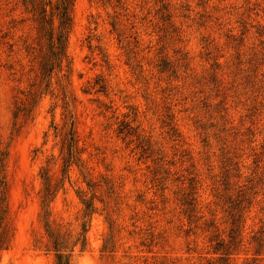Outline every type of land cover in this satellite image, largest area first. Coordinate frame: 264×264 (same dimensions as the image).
Listing matches in <instances>:
<instances>
[{"label": "rangeland", "instance_id": "1", "mask_svg": "<svg viewBox=\"0 0 264 264\" xmlns=\"http://www.w3.org/2000/svg\"><path fill=\"white\" fill-rule=\"evenodd\" d=\"M60 2L0 0V264H264V0Z\"/></svg>", "mask_w": 264, "mask_h": 264}, {"label": "trees", "instance_id": "2", "mask_svg": "<svg viewBox=\"0 0 264 264\" xmlns=\"http://www.w3.org/2000/svg\"><path fill=\"white\" fill-rule=\"evenodd\" d=\"M73 0H61L58 9L57 16L59 17V26L57 28V31L55 33L54 37V29L52 28V20L47 16L46 11H42L40 21L43 24V28L48 32L49 36V46L50 49H52V54L57 57H63L65 56L66 51V45H67V38L68 33L71 29L72 25V18H71V7H72ZM48 17V18H47ZM48 25V28L45 26ZM44 69L47 67V60L45 61ZM47 70V69H46ZM74 132L70 133V142L68 143V146L71 147L73 144L74 139ZM46 194L44 201L48 199V197L51 195V187L47 183L46 185ZM87 215V214H86ZM50 237L53 238V249L56 252V264H71V255L64 252L62 242H60L59 235H55L52 232H50ZM10 243V235L9 230L6 226L3 227V230L0 234V251L3 249H6L9 246Z\"/></svg>", "mask_w": 264, "mask_h": 264}]
</instances>
